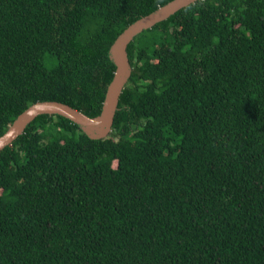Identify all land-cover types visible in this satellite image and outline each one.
Returning <instances> with one entry per match:
<instances>
[{"label":"trees","instance_id":"trees-1","mask_svg":"<svg viewBox=\"0 0 264 264\" xmlns=\"http://www.w3.org/2000/svg\"><path fill=\"white\" fill-rule=\"evenodd\" d=\"M171 0H0V136L101 113L109 50ZM107 138L38 115L0 150V264H264V0H197L128 45Z\"/></svg>","mask_w":264,"mask_h":264},{"label":"water","instance_id":"water-1","mask_svg":"<svg viewBox=\"0 0 264 264\" xmlns=\"http://www.w3.org/2000/svg\"><path fill=\"white\" fill-rule=\"evenodd\" d=\"M195 1L197 0H171L137 19L118 35L109 50L110 59L116 69L107 88L100 114L91 117L67 103L56 100L37 101L20 113L6 132L0 136V150L12 144L24 132L25 128L41 114L62 115L75 122L90 138H107L112 131L120 96L132 73L128 45L143 30L151 28Z\"/></svg>","mask_w":264,"mask_h":264}]
</instances>
